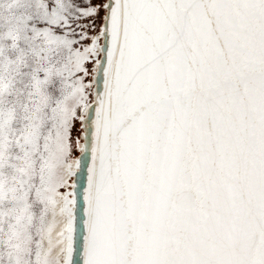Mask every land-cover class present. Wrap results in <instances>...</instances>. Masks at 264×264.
<instances>
[{
    "label": "snow or ice",
    "instance_id": "1",
    "mask_svg": "<svg viewBox=\"0 0 264 264\" xmlns=\"http://www.w3.org/2000/svg\"><path fill=\"white\" fill-rule=\"evenodd\" d=\"M0 264H264V0H0Z\"/></svg>",
    "mask_w": 264,
    "mask_h": 264
}]
</instances>
